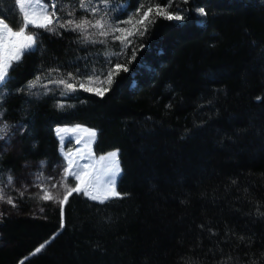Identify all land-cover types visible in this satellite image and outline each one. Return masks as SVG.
Masks as SVG:
<instances>
[{"label":"trees","instance_id":"1","mask_svg":"<svg viewBox=\"0 0 264 264\" xmlns=\"http://www.w3.org/2000/svg\"><path fill=\"white\" fill-rule=\"evenodd\" d=\"M122 2L112 0L114 7ZM196 6L207 15L186 12L184 21L150 15L145 34L130 37L121 57L129 71L105 85L104 96L81 89L71 98H8L10 123L25 129L6 149L0 142V168L17 178L41 160L45 174L63 161L59 125L96 129L97 155L119 149L117 190L128 195L101 203L73 194L64 206L74 264H220L222 256L233 258L224 264H254L253 254L264 264V0H196L184 7ZM132 11L112 15L123 21ZM0 15L22 23L15 0H0ZM40 31L42 49L16 67L13 87L41 65L74 71L84 63H75L86 51L74 34ZM118 45L87 51L118 52ZM132 48L136 58L129 62ZM57 100L67 107L57 108ZM17 203L8 205L0 225V264L23 255L21 238L60 225L53 202L25 196Z\"/></svg>","mask_w":264,"mask_h":264},{"label":"snow or ice","instance_id":"2","mask_svg":"<svg viewBox=\"0 0 264 264\" xmlns=\"http://www.w3.org/2000/svg\"><path fill=\"white\" fill-rule=\"evenodd\" d=\"M196 0H162V3L145 4L141 0H123L115 7L112 0H15L22 23L14 26L4 15H0V141L5 144L11 142L17 132H22L25 125L10 123L8 116L10 109L5 107L8 98L13 94H27L33 97L59 95L69 97L78 90L96 93L104 96L109 91L116 76L121 71H129L128 65L121 62V57L127 55L128 46L133 43L130 37L144 35L148 24L151 23L150 15L167 18L168 20L184 21L186 12H195L207 15L202 6L185 8V5L195 4ZM138 5V6H136ZM131 7L133 11L127 15V19L121 21L116 19L112 12L119 9L120 14L127 12ZM175 9V10H170ZM30 26H32L30 30ZM45 33L53 35L74 34L76 41L86 51V55L77 58L75 63L83 60L81 67H75L74 71H66L65 66L57 64L38 70L37 74L27 83L19 87H13L14 73L16 67L27 55L41 51L43 41L41 36ZM109 41H118L120 51L113 52L105 49L103 53L88 52L87 50L97 45H108ZM143 48L144 45H141ZM103 57L101 61L99 57ZM136 49L132 48V56L129 62L135 60ZM51 86V87H49ZM260 100L261 97H257ZM56 107L65 109L66 101L57 100ZM80 128L81 125H76ZM67 131V129H63ZM75 130V129H73ZM61 129H57L59 135ZM87 141L84 145L85 151L80 149L73 152H64V160L58 162L51 174L45 175L47 161L38 162L35 172L29 173L33 177L31 183L21 180L20 187L16 181L20 178L12 174L11 169L0 168V204L11 205L12 209L19 207L17 200L25 196L41 201H51L59 207L60 225L65 227L64 206L73 194H83L93 201L104 203L111 198H119L128 195L117 190V179L122 172L119 161V149L104 155L95 157L90 144L93 141L96 130L85 129ZM83 137H78L77 142L83 143ZM63 144V138H61ZM2 155V152H0ZM66 161V163H65ZM28 166V162H25ZM59 170V171H57ZM71 178V180H70ZM35 187L37 192H30ZM14 191L16 196L9 195ZM43 212L44 208L40 207ZM259 207L257 212H259ZM8 209H0V216L8 214ZM204 228V225H200ZM57 233L52 234V239ZM243 239V237H241ZM50 240L40 243L30 255L40 253ZM27 259V257H25ZM233 259L232 257H221L220 264ZM187 261V257H182ZM254 264H258L259 258L253 254ZM23 264V261H20Z\"/></svg>","mask_w":264,"mask_h":264},{"label":"rangeland","instance_id":"3","mask_svg":"<svg viewBox=\"0 0 264 264\" xmlns=\"http://www.w3.org/2000/svg\"><path fill=\"white\" fill-rule=\"evenodd\" d=\"M76 125H81L80 128H76ZM61 129L59 135L57 134V129ZM90 127L84 125V124H67V125H59L55 127V134L57 138L59 139V152L64 160L63 153L60 151L61 147H63L64 152H73L75 154L76 149H80L81 151H85L84 145L88 143L86 137L87 133L85 129H89ZM63 129H67V131H64ZM75 129V130H73ZM94 129V128H92ZM96 130V129H95ZM83 137L84 142L78 143L77 138ZM97 137V131L96 135L93 139V141L90 144V147L93 151L94 143L96 141ZM61 138H63V144H61ZM2 143V148L6 149L9 145L5 144L3 141H0ZM10 144V143H9ZM11 145V144H10ZM17 143H15L12 148H16ZM117 150V149H114ZM114 150H110L106 153L112 152ZM94 152V151H93ZM104 153V154H106ZM95 154V153H94ZM95 154V157H99L101 155ZM119 155V153H118ZM66 163V161H65ZM37 168L30 169L29 172L24 176V178L18 179V183H16L17 187H20L21 180L25 183H31L33 177L29 175L31 172H35ZM59 171V170H58ZM122 173V172H121ZM121 173L117 179L118 180L121 176ZM51 174V173H49ZM48 175V174H45ZM29 191L37 192L38 189L35 187H31ZM89 198V197H88ZM90 199V198H89ZM99 202V201H98ZM7 204H0V209H7ZM10 212V211H9ZM8 212V213H9ZM5 216V215H4ZM0 216V225L3 223V217ZM57 233L54 239H52V234ZM50 240V243L40 252L36 253L34 255H30L34 251V249L43 241ZM21 245L23 247V255L20 257H17L15 259H9L5 264H20V261H23V264H60L63 262H68L71 264H74V255H73V249L70 241L68 238L64 235L63 229H46L41 231L38 235L34 237L29 238H21L20 240ZM27 257V259H25Z\"/></svg>","mask_w":264,"mask_h":264}]
</instances>
